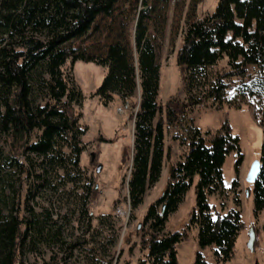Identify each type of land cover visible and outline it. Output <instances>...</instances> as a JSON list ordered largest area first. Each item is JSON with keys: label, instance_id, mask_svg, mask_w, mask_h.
Instances as JSON below:
<instances>
[{"label": "trees", "instance_id": "trees-1", "mask_svg": "<svg viewBox=\"0 0 264 264\" xmlns=\"http://www.w3.org/2000/svg\"><path fill=\"white\" fill-rule=\"evenodd\" d=\"M122 0H0V264H22L25 250L35 253L39 243H50L68 253L93 244L94 233L105 235L103 247L116 245L118 221L100 216L92 227L86 200L96 194L80 168L85 151L82 138L87 128L80 123L78 108L84 97L74 78L64 71L67 62L78 61L104 68L101 84L93 97L103 105L118 100L130 103L134 120L133 147L122 151L121 171L131 153L127 181L131 211L143 203L148 190L158 183L166 158L165 129L188 135V152L182 162L170 166L166 188L152 203L137 234L145 257L137 264H177L176 246L187 233H166L169 217L198 179L195 209L189 225L198 228L200 249L211 248L216 264L228 262L240 233L245 229L240 212L210 214L208 197L223 189V166L235 154V168L242 163L240 141L228 122L204 138L190 118L194 108L212 101L218 108L248 107L252 122L263 131L259 151L261 171L252 185L254 216L264 215V0H217L211 15L188 21L183 44L176 55L187 101L170 98L157 103L160 69L149 29L156 5L143 0L142 9L131 3L126 20L132 31L113 34L98 54L70 49L72 42L98 31L99 19L116 24L115 14ZM109 29V28H108ZM117 29V28H116ZM112 28L110 32L116 33ZM227 59L229 70L212 73ZM137 109V110H136ZM38 133L32 142V135ZM103 142H105L103 140ZM8 148L4 156L2 145ZM14 171L17 177L12 184ZM16 181L18 189L16 190ZM235 185V182L232 183ZM27 194L20 200L21 187ZM68 186L82 189L79 216L86 221L87 240L67 244L51 213L38 215L30 203L41 194L65 195ZM10 195L5 194L6 190ZM84 199H86L84 201ZM88 253L93 254L91 247ZM95 258V264H117L116 253ZM93 260V259H92ZM53 255L42 264H58ZM194 264H209L197 254Z\"/></svg>", "mask_w": 264, "mask_h": 264}, {"label": "rangeland", "instance_id": "rangeland-1", "mask_svg": "<svg viewBox=\"0 0 264 264\" xmlns=\"http://www.w3.org/2000/svg\"><path fill=\"white\" fill-rule=\"evenodd\" d=\"M150 4L156 5V11L152 18L155 23L149 29L150 40L155 48L157 64L160 69L159 96L157 103L164 105L170 98H177L180 102L187 101V94L183 87L182 74L176 65V55L183 44V35L188 21L201 20L213 13L217 0H148ZM143 0H122L115 14L116 24L111 25L108 19H99L98 31L92 30L86 37L71 43L70 49L80 52L98 54L121 29L125 34L132 31L126 17L130 11V5L136 4L137 10L142 9ZM109 28V29H108ZM116 29L111 33L110 29ZM229 70L228 61H220L212 73ZM64 71L69 73L80 89L84 100L78 111L82 118L80 123L87 128L82 138L85 151L80 157V168L85 172L86 180L82 185H90L96 194L92 200H86V209L92 218V227L98 225L97 218L112 215L120 226V233L116 245L103 247L105 235L94 233L93 244L79 246L71 255L67 247L62 251L50 243H39L35 253L25 250L22 264H42L43 260L48 262L53 255L58 257V264H95L97 257L107 255L108 251L116 253L117 264H137L144 259L145 253L136 248L131 255L129 247L139 244V232L143 225V219L149 206L154 203L164 192L171 165L182 162L188 152V143L183 140L187 137L185 131H179V136L174 139L175 129H165L166 158L163 164L160 179L156 185L148 190L143 203L135 211H131L127 181L131 168V153L127 158L122 170V151L133 147L134 142V120L130 119V103L137 104L140 90L137 89L134 99L120 102L118 100L103 106L97 98L93 97L94 91L101 84L106 74L104 68L92 63L78 61L73 66L68 61ZM127 106L128 109L124 110ZM120 110L122 112H120ZM137 110V109H136ZM193 120L192 125L200 130L201 135L211 130H217L223 122H228L233 134L239 138L240 150L243 156L242 163L238 169L235 168L237 157L230 155L223 166V189L208 197L211 217L223 216L230 210L240 212L241 220L245 229L237 238L232 258L224 264H264V215L254 216V203L252 186L246 183V176L251 164L259 160V151L263 141V131L252 122L248 107L240 110L222 106L218 108L212 101L194 108L189 115ZM38 133L32 135L35 141ZM103 140L105 142H103ZM4 156H9L8 148L1 146ZM101 170L98 173L97 168ZM12 174V184L15 183L14 171H5ZM198 179L195 178L193 185L183 198L178 210L169 217L166 225V233H187V239L176 246L177 264H194L197 254H200L209 264H216L211 248L200 249L198 245V228L189 225L193 210L195 209V193ZM235 182L233 186L232 183ZM16 181V190L18 189ZM20 191V200L23 202L27 187L23 186ZM83 190L68 186L65 195L45 193L38 196L30 203L33 211L40 215L47 210L51 213V219L57 222L61 228L63 241L67 244L81 242L82 238L87 240L86 221L79 216V206L83 203ZM5 194L11 193L6 190ZM124 212V216L117 217V209ZM46 214V213H45ZM251 242V245H250ZM94 248V253H88L86 249ZM93 259V260H92ZM116 264V263H114Z\"/></svg>", "mask_w": 264, "mask_h": 264}, {"label": "water", "instance_id": "water-1", "mask_svg": "<svg viewBox=\"0 0 264 264\" xmlns=\"http://www.w3.org/2000/svg\"><path fill=\"white\" fill-rule=\"evenodd\" d=\"M101 170L100 166L97 168V172L99 173ZM261 171V164L259 160L254 161L250 168L249 171L247 173L246 176V183L249 185H254V183L256 182V180L258 179V176L260 174ZM251 245V242H250Z\"/></svg>", "mask_w": 264, "mask_h": 264}, {"label": "built area", "instance_id": "built-area-1", "mask_svg": "<svg viewBox=\"0 0 264 264\" xmlns=\"http://www.w3.org/2000/svg\"><path fill=\"white\" fill-rule=\"evenodd\" d=\"M127 109H128V107L125 106V107H124V110H127ZM120 112H122V111L120 110ZM115 215H116L117 217H119V216L121 217V216H124V212H123L121 209L118 208V209L116 210V212H115Z\"/></svg>", "mask_w": 264, "mask_h": 264}]
</instances>
